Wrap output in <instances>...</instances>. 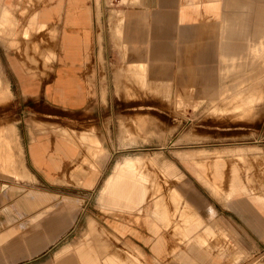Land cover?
<instances>
[{"label": "crops", "instance_id": "0c3cea01", "mask_svg": "<svg viewBox=\"0 0 264 264\" xmlns=\"http://www.w3.org/2000/svg\"><path fill=\"white\" fill-rule=\"evenodd\" d=\"M263 35L264 0H0V72L12 102L22 107V156L0 164V264H23L46 251L74 222L79 205L58 198L56 178L71 174L79 141L100 155L81 170V192L94 191L100 204L121 218L134 215L138 225L119 218L105 227L90 215L85 240L59 248L56 259L65 258L58 263H239L247 250L234 231L244 239V231L264 236V191L254 184L261 157L249 163L246 148H196L175 161L182 171L167 162L166 177H191L198 195L201 186L206 191L207 203L179 187L161 192L142 155L117 160L94 133L73 137L62 126L56 136L37 125L51 122V111L83 118L91 108L93 119L103 122L95 93H101L105 72L115 88L121 57L130 78L143 72L145 82L152 75L170 85L193 81L189 89L197 93L221 87L253 67L252 50ZM137 57L145 61L142 70L133 67ZM113 238L126 241L127 256L112 249ZM225 254L233 257L228 263ZM51 259L32 264H54Z\"/></svg>", "mask_w": 264, "mask_h": 264}, {"label": "rangeland", "instance_id": "374dc122", "mask_svg": "<svg viewBox=\"0 0 264 264\" xmlns=\"http://www.w3.org/2000/svg\"><path fill=\"white\" fill-rule=\"evenodd\" d=\"M120 30L123 31V22L120 25ZM244 35V33H240V36ZM121 58L124 62L122 61L123 64L120 65L122 69L120 78L114 81L115 88H112V80L107 77L105 72L100 83L101 93L100 95L97 94L98 92L95 93V98H100L102 101L100 107L104 114L103 122L99 124L93 119L92 108L86 111L83 118L71 116L65 111H51L54 114L52 121L40 122L37 125L39 130L60 136L62 134L59 128L64 126L73 134V137H77L82 132L94 133L101 140L102 146L107 149V155L112 154L111 150H115V159L117 160H122L127 155L144 156L146 170L151 169V172L155 173V178L162 183L163 188L160 191L164 194H169L172 187H179L183 189L184 193L188 191L199 194L191 184V177L185 175L182 178L166 177L162 169L165 168L167 162L176 164L178 160H184L181 156L182 152L196 148H246L249 163L251 157L262 158L259 164L256 163L259 176L254 184L258 186V191H264V98L260 99L264 92L259 98L252 95L264 87V35L262 41H258L252 50L253 67L248 71L236 74L225 82V85L207 92L197 93L189 89L194 84L193 81L187 82L188 84L183 86L174 79L170 85L152 75L151 81L145 82L143 72H135L134 76L130 78L128 71H125L128 69L127 59ZM139 58L132 59L133 67L142 70L143 59ZM108 65L111 66L110 63ZM143 83L148 86H141ZM0 89V164L9 165L17 155L22 156L20 152L22 146L19 140L22 107L12 102L14 94L2 72H0ZM250 95L253 96V98L251 97L253 100L249 98ZM78 143L80 152L76 160L72 162L71 174L56 178L58 198L79 205L76 218L58 236L50 248L34 257L24 259L23 264L48 261L51 257H54V264H60L58 262L65 257L56 259V251L66 243H74L73 247H75L77 242L85 240L87 218L90 215L105 227L111 224L113 219L119 218L133 224L136 223L134 215L130 214L128 219L121 218L116 210L100 204L95 198L94 191L88 192V194H85V191L81 192V186H79L83 185L80 179L82 177L80 176L81 170L89 168L91 162L98 161L100 155L98 154L96 157L86 144ZM215 154H211L212 157ZM201 155L199 153L197 156L201 157ZM151 157L156 158V164L150 161ZM179 161L178 164H180ZM111 165L112 162L107 170L112 168ZM180 169L184 170L182 167ZM226 169L229 168L226 167ZM228 180L229 177H226L225 181ZM160 191L158 190L157 193ZM200 194L201 196H198L210 203L202 186ZM151 198L150 196L148 199L149 203ZM136 212L138 211H135L134 214ZM24 222V228H29L27 220ZM136 224L138 225V223ZM88 233L94 236L93 232ZM234 233L237 237L235 238L241 240L247 250L242 260L237 264H264V236L259 238L251 231H244L242 232L246 237L244 239L240 238L239 233L235 231ZM112 240V249L119 250L122 255L127 256L129 249L126 241L114 238ZM183 244L186 245V242ZM49 256L50 259H48ZM225 256H227L225 260L227 263L233 258L231 255L225 254ZM147 264H175V260L169 259L166 262L165 259H148Z\"/></svg>", "mask_w": 264, "mask_h": 264}, {"label": "bare ground", "instance_id": "6f19581e", "mask_svg": "<svg viewBox=\"0 0 264 264\" xmlns=\"http://www.w3.org/2000/svg\"><path fill=\"white\" fill-rule=\"evenodd\" d=\"M14 28H15V27H14ZM9 30H10V29H9ZM9 32H10V31H9ZM26 46H27V45H26ZM139 59H140V58H139ZM29 61H30V60H29ZM143 62H145V61H143ZM143 67H144V66H143ZM121 80H122V79H121ZM159 80H160V79H159ZM149 81H151V79H150ZM161 85H163V84H161ZM144 86H145V85H144ZM263 88H264V87H263ZM263 88L260 89V90L258 91V93H257V92H256V93H252V95H253V96L255 95V97H258V98H259L260 95H261V93L264 92V89H263ZM0 90H1V89H0ZM255 91H256V90H255ZM253 96L250 95L249 98H251V97L253 98ZM247 97H248V95H247ZM252 98H251V99H252ZM263 98H264V93H263V96L260 97V99H263ZM255 99H257V98H255ZM236 100H237V99H236ZM252 100H253V99H252ZM255 101H256V100H255ZM257 101H260V100H257ZM251 102H252V101H251ZM245 103H247V102H245ZM258 103H259V102H258ZM248 106H249V105H248ZM241 107H242V106H241ZM81 135H82V134H81ZM84 136H85V135H84ZM84 136H83V137H84ZM80 137H82V136H80ZM80 137H78V139H79ZM85 137H86V136H85ZM75 140H76V139H75ZM81 140H82V139H81ZM78 141H79V140H78ZM79 142H80V141H79ZM11 158H12V157H11ZM13 159H14V158H13ZM149 164H150V163H149ZM145 170H146V169H145ZM149 172H150V171H149ZM157 189H158V188H157ZM176 193H177V192H176ZM169 194H170V193H169ZM174 194H175V192H174ZM178 194H179V193H178ZM168 199H169V198H168ZM179 200H180V199H179ZM169 201H170V200H169ZM170 202H171V201H170ZM57 203H58V202H57ZM172 207H173V206H172ZM175 208H176V207H175ZM168 222H169V221H168ZM166 223H167V222H166ZM103 228H104V227H103ZM103 230H104V229H103ZM103 233H104V232H103ZM104 238H105V237H104ZM97 239H98V238H97ZM107 241H108V240H107ZM217 242H218V241H217ZM219 242H220V241H219ZM105 243H106V242H105Z\"/></svg>", "mask_w": 264, "mask_h": 264}]
</instances>
